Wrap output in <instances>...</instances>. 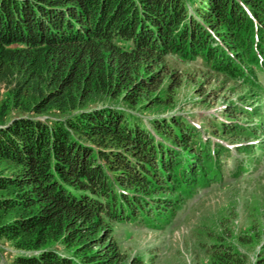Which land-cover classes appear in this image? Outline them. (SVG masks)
Masks as SVG:
<instances>
[{
    "label": "trees",
    "instance_id": "trees-1",
    "mask_svg": "<svg viewBox=\"0 0 264 264\" xmlns=\"http://www.w3.org/2000/svg\"><path fill=\"white\" fill-rule=\"evenodd\" d=\"M169 56L248 81V65L264 64V0H0V115L18 111L0 124V242L12 264H144L127 263L114 225L157 221L213 181L212 143L193 124L157 117L149 128L119 106H170L181 80ZM263 128L224 118L215 134ZM212 264L247 261L222 244Z\"/></svg>",
    "mask_w": 264,
    "mask_h": 264
},
{
    "label": "rangeland",
    "instance_id": "rangeland-1",
    "mask_svg": "<svg viewBox=\"0 0 264 264\" xmlns=\"http://www.w3.org/2000/svg\"><path fill=\"white\" fill-rule=\"evenodd\" d=\"M188 8L196 9L191 2ZM166 62L169 72L181 80L170 106L146 110L119 106L149 128V121L157 117L182 116L189 121L212 143L215 178L192 192H182L186 196L176 209L157 221L115 224L114 238L127 263L139 258L144 264H212L213 251L229 244L245 255L247 264H255L264 246V128L238 138L216 135L215 125L228 118L264 127V118L257 117L264 116V64L248 65V81H232L216 74L201 58L169 56ZM7 97L8 89L0 85V112ZM249 99L252 102L245 103ZM108 102L99 100L95 105ZM241 108L249 112V118H241ZM17 115L15 110L0 115V124ZM15 253L11 244L0 242L1 264H12Z\"/></svg>",
    "mask_w": 264,
    "mask_h": 264
}]
</instances>
